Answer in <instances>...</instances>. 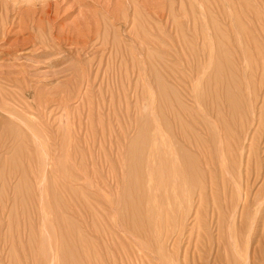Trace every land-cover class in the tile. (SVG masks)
Masks as SVG:
<instances>
[{
    "label": "rangeland",
    "instance_id": "rangeland-1",
    "mask_svg": "<svg viewBox=\"0 0 264 264\" xmlns=\"http://www.w3.org/2000/svg\"><path fill=\"white\" fill-rule=\"evenodd\" d=\"M0 264H264V0H0Z\"/></svg>",
    "mask_w": 264,
    "mask_h": 264
},
{
    "label": "bare ground",
    "instance_id": "bare-ground-1",
    "mask_svg": "<svg viewBox=\"0 0 264 264\" xmlns=\"http://www.w3.org/2000/svg\"><path fill=\"white\" fill-rule=\"evenodd\" d=\"M252 232V231H251ZM256 232V231H255ZM250 252V251H249Z\"/></svg>",
    "mask_w": 264,
    "mask_h": 264
}]
</instances>
